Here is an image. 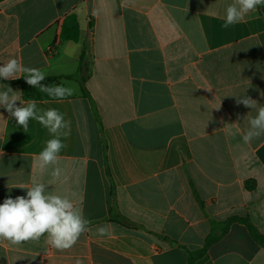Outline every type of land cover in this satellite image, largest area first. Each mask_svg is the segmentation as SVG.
<instances>
[{"label": "crops", "instance_id": "obj_1", "mask_svg": "<svg viewBox=\"0 0 264 264\" xmlns=\"http://www.w3.org/2000/svg\"><path fill=\"white\" fill-rule=\"evenodd\" d=\"M230 3L0 1V66L17 58L46 76L73 75L89 39L87 95L61 79L73 95L35 100L70 121L59 178L35 163L52 134L34 119L25 132L0 107V204L26 196L20 187L36 180L91 221L65 251L45 237L0 239V264H187L209 235L216 240L192 264H264V244L244 224L227 223L247 218L264 235V135L243 142L256 110L236 103L246 95L264 105V5L226 29ZM71 13L77 42L60 38ZM19 78L3 79L0 91L11 87L23 106L11 82ZM102 225L110 236L98 235Z\"/></svg>", "mask_w": 264, "mask_h": 264}, {"label": "clouds", "instance_id": "obj_2", "mask_svg": "<svg viewBox=\"0 0 264 264\" xmlns=\"http://www.w3.org/2000/svg\"><path fill=\"white\" fill-rule=\"evenodd\" d=\"M264 5V0H232L225 9L224 28L237 24L250 13L255 12L258 6ZM23 76L26 83L39 88L40 92L53 99L63 100L73 95V89L64 85H47L43 81L46 74L34 67L24 66L17 58H11L0 66V79H17ZM0 91V107H4L11 117H14L17 125L22 126L27 132L30 120H36L44 126L54 138L46 141V146L36 157L35 163L42 172L49 169L53 178H59L62 169L58 166L59 153L66 145L61 136L67 137L70 121H66L64 114L55 108L41 110L37 108L35 100L29 99L23 106H16L19 100L11 87L3 85ZM210 89V88H209ZM264 95V93H261ZM237 104L256 110L255 116L248 119V128L245 130L242 140L245 144L251 143L264 135V105L248 96H237ZM219 108V107H218ZM26 188V196H10L0 204V239L10 242L12 245H20L25 242H38L45 237V242L58 251L71 249L80 236L90 231L91 221L85 218L82 208L77 207L67 195L57 194L44 182L33 180ZM99 236H110L108 226H98ZM77 264H80L77 261Z\"/></svg>", "mask_w": 264, "mask_h": 264}, {"label": "trees", "instance_id": "obj_3", "mask_svg": "<svg viewBox=\"0 0 264 264\" xmlns=\"http://www.w3.org/2000/svg\"><path fill=\"white\" fill-rule=\"evenodd\" d=\"M1 1V0H0ZM262 8V7H261ZM263 12V9H262ZM264 17V12H263ZM87 30H91V22H89L87 26ZM79 27L77 23V18L74 14H68L64 17L61 26H60V38L64 41H74L77 42L79 40ZM88 42L89 39L86 38L84 40L81 53L78 60L77 71L73 75L66 76H46V79L43 81L44 84L47 85H59V81L61 79L67 80H75L80 87L81 94L83 96L87 95V91L85 89V82L87 80V69H86V56L88 54ZM52 47V46H51ZM50 47V48H51ZM5 82L3 79H0V83ZM12 83H18L21 91V98L24 101L32 100H55L49 97L47 94L40 92L39 88H33L26 83L25 78L22 76L18 80L11 81ZM67 98V97H66ZM231 222H239L244 224L250 236L253 240H255L259 244H264V235L259 233L257 229L248 221L247 218H237L231 217L228 219L227 223ZM216 240L212 235L207 236L205 239L204 245L201 249L190 251L187 253V264H192L197 258L201 257L208 246Z\"/></svg>", "mask_w": 264, "mask_h": 264}]
</instances>
